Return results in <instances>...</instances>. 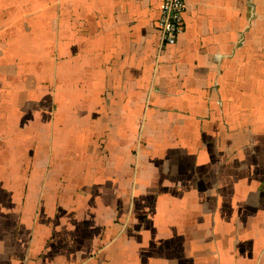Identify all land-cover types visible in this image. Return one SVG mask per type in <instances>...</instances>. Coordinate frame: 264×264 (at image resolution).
Here are the masks:
<instances>
[{
  "label": "crops",
  "instance_id": "0c3cea01",
  "mask_svg": "<svg viewBox=\"0 0 264 264\" xmlns=\"http://www.w3.org/2000/svg\"><path fill=\"white\" fill-rule=\"evenodd\" d=\"M0 0V264H264V0Z\"/></svg>",
  "mask_w": 264,
  "mask_h": 264
},
{
  "label": "built area",
  "instance_id": "2783aa9c",
  "mask_svg": "<svg viewBox=\"0 0 264 264\" xmlns=\"http://www.w3.org/2000/svg\"><path fill=\"white\" fill-rule=\"evenodd\" d=\"M186 8L185 0H164L158 20L160 31V47L163 49L177 42L184 30L183 14Z\"/></svg>",
  "mask_w": 264,
  "mask_h": 264
}]
</instances>
